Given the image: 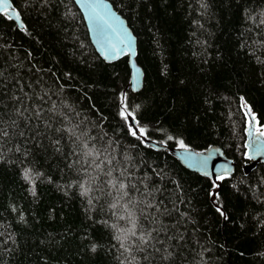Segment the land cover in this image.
I'll return each mask as SVG.
<instances>
[{
  "label": "trees",
  "instance_id": "16d2710c",
  "mask_svg": "<svg viewBox=\"0 0 264 264\" xmlns=\"http://www.w3.org/2000/svg\"><path fill=\"white\" fill-rule=\"evenodd\" d=\"M110 1L138 91L74 0H13L23 27L0 12V264H264V163L242 168L244 106L264 129V0ZM146 139L219 145L235 170Z\"/></svg>",
  "mask_w": 264,
  "mask_h": 264
},
{
  "label": "water",
  "instance_id": "95a60500",
  "mask_svg": "<svg viewBox=\"0 0 264 264\" xmlns=\"http://www.w3.org/2000/svg\"><path fill=\"white\" fill-rule=\"evenodd\" d=\"M84 15L90 39L99 55L107 62L116 61L128 54V63L131 70L130 85L134 91L142 88L144 83V69L137 61L138 38L128 20L113 5L110 0H74ZM100 5L95 9L99 17H103V31H99L97 22L91 16L89 5ZM7 5V8H5ZM5 11L20 27L24 26L21 13L15 8L13 0H0V12ZM107 13V15H105ZM115 46V48H113ZM118 51V54H116ZM247 117L246 125V152L247 161L242 165L245 174L252 171L259 163H264V136L260 133L264 129L259 128L257 119L252 110L244 106ZM131 124L136 128L135 119L129 116ZM146 142L155 148H168L171 153L188 169L203 175L217 176L232 174L235 170V162L228 157L219 145H213L201 151L191 147L182 149L169 147L167 144L146 139ZM207 159V167H203L201 161ZM207 173V174H205Z\"/></svg>",
  "mask_w": 264,
  "mask_h": 264
},
{
  "label": "snow or ice",
  "instance_id": "6c2138e0",
  "mask_svg": "<svg viewBox=\"0 0 264 264\" xmlns=\"http://www.w3.org/2000/svg\"><path fill=\"white\" fill-rule=\"evenodd\" d=\"M89 7H90V9L92 10L91 13H90L91 18H92L95 22H97L98 30L102 32V31H103V27H104L103 17H99V16L97 15V13L95 12V9L98 8V7H100V5L93 4V5H89ZM5 8H7V5H5ZM105 15H107V13H105ZM9 18L11 19V17H9ZM113 48H115V46H113ZM116 54H118V51H117ZM125 118H126V117H125ZM139 131H140L141 135L144 134V129H140ZM131 134H132L133 136H135V135H136V131H132ZM260 135H261V136H264V131H262V132L260 133ZM180 147H181L182 149H186L187 146L184 144L183 141H180ZM200 163L202 164L203 167H205V168L207 167V159L201 161ZM205 174H207V173H205ZM216 179H218V180H222V179H224V176H223V175H219V176L216 177ZM120 187L123 188V187H125V185L121 184ZM218 210H219V209H218Z\"/></svg>",
  "mask_w": 264,
  "mask_h": 264
}]
</instances>
